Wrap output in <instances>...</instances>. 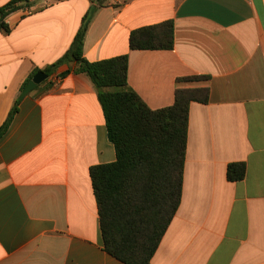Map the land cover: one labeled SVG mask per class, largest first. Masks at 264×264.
Returning a JSON list of instances; mask_svg holds the SVG:
<instances>
[{
    "label": "crops",
    "instance_id": "crops-1",
    "mask_svg": "<svg viewBox=\"0 0 264 264\" xmlns=\"http://www.w3.org/2000/svg\"><path fill=\"white\" fill-rule=\"evenodd\" d=\"M96 5L33 0L31 13L7 17L0 128L24 82L68 52ZM169 20L173 50L130 49L133 30ZM125 54L129 86L153 110L173 106L178 89L210 91L191 104L181 204L151 264H264V0H107L84 56ZM192 76L209 79L181 80ZM47 80L0 139V264H124L104 250L90 177L117 159L97 90L68 65ZM234 162L247 165L242 181L227 178Z\"/></svg>",
    "mask_w": 264,
    "mask_h": 264
},
{
    "label": "trees",
    "instance_id": "trees-1",
    "mask_svg": "<svg viewBox=\"0 0 264 264\" xmlns=\"http://www.w3.org/2000/svg\"><path fill=\"white\" fill-rule=\"evenodd\" d=\"M94 1L97 5L84 17L71 48L44 72L51 77L61 66L68 65L69 72L85 75L94 84L108 137L117 153L115 162L90 168L104 250L124 264H151L181 204L191 104L208 103L210 91L207 87L178 89L173 106L153 110L129 86L128 54L97 62L87 60L85 36L107 0ZM32 3L33 0H11L1 6L0 30L8 33L11 28L7 17L15 11L31 9ZM174 44L172 20L130 34L131 50H173ZM38 72L35 70L24 82L21 93ZM66 75L59 74L63 78ZM207 79L208 76H192L181 80ZM53 86L48 82V89ZM19 98L0 128V139L19 112ZM246 174V163L228 165L230 182L242 181Z\"/></svg>",
    "mask_w": 264,
    "mask_h": 264
},
{
    "label": "water",
    "instance_id": "water-1",
    "mask_svg": "<svg viewBox=\"0 0 264 264\" xmlns=\"http://www.w3.org/2000/svg\"><path fill=\"white\" fill-rule=\"evenodd\" d=\"M48 78H49V75L46 74L44 71L38 72L34 76L33 80L22 91L19 99L22 100L25 96H27L28 94H30L38 85H40L41 83H43L44 81H46Z\"/></svg>",
    "mask_w": 264,
    "mask_h": 264
},
{
    "label": "built area",
    "instance_id": "built-area-1",
    "mask_svg": "<svg viewBox=\"0 0 264 264\" xmlns=\"http://www.w3.org/2000/svg\"><path fill=\"white\" fill-rule=\"evenodd\" d=\"M23 10H25L27 13H31V10L30 9H23ZM59 80H60V78H58V76H55V81L57 82Z\"/></svg>",
    "mask_w": 264,
    "mask_h": 264
}]
</instances>
